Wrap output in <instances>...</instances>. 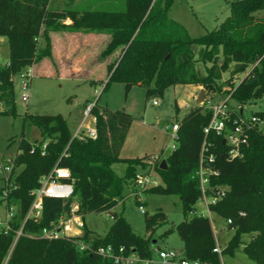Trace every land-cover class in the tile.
I'll use <instances>...</instances> for the list:
<instances>
[{"label": "trees", "instance_id": "16d2710c", "mask_svg": "<svg viewBox=\"0 0 264 264\" xmlns=\"http://www.w3.org/2000/svg\"><path fill=\"white\" fill-rule=\"evenodd\" d=\"M48 2L0 0V35L10 41L9 61L0 65V100L8 105V109L0 114L15 111L13 76L43 57L51 58L48 33L59 30L107 33L110 40L103 50L105 55L117 49L121 51L117 63L107 66L109 80L125 81L126 89L133 85L143 86L146 97H162L164 91L175 84H203L213 88L230 63L234 64V73H244L248 67L250 70L229 93L226 92L229 99L243 105L264 96V17L253 15L254 11L264 9V0H232L228 4L229 14L213 29L196 38L190 37L168 16V0H121L120 9L83 12L71 8L60 11L57 7H49ZM66 18L70 19L69 24L62 22ZM39 38L46 42L43 46L39 44ZM194 46H199L198 58H195ZM219 52L223 60L217 64L215 58ZM196 61L204 66L210 63L205 66V74L198 72ZM90 114L96 129L94 139L72 137L66 119L60 114L30 115L31 123L38 127L42 139L30 142L20 138L12 158L14 167L10 179L15 187L8 190L7 199L19 203L20 209L10 221V230L0 231V264H43L52 253L59 254V264H113L92 252L77 250L74 240L39 237L44 227L57 222L60 217H69L71 200L77 203V213L82 219L86 214L101 212H108L113 217L103 236L89 231L84 225L79 236L81 240L91 242L93 246H124L142 258L152 256L157 246H152L149 238L135 235L125 219L112 212L123 198L126 183L133 182L134 185L135 166H151L149 160H144L150 156H119L132 122L128 113L110 110L95 102ZM254 114L264 117V113ZM210 115L211 111L201 105L187 111L177 121V145L164 158L166 169L159 168V160L152 165L163 184L150 191L177 195L184 215L194 211L201 196L195 172L204 140L203 127ZM206 140L211 143L213 168L218 173L210 176V188L225 190L224 196L208 205V210L225 216L226 221L230 219L228 227L236 229L237 234L256 232L243 246V251L255 264H264V133L251 130L246 144L240 148L242 155L230 160L226 159L222 136L210 133ZM118 162L126 165L122 176L111 167ZM20 165L22 168L15 172ZM55 165L69 170L72 195L67 199L45 197L40 220H27L22 235L14 240L15 231L21 227L32 201L30 191ZM5 188L4 185L0 189V194ZM164 219L162 213L147 217L146 232ZM178 234L185 258L221 264L217 253L212 251L215 241L208 217L194 214L179 224ZM235 245L229 247L230 252Z\"/></svg>", "mask_w": 264, "mask_h": 264}, {"label": "rangeland", "instance_id": "374dc122", "mask_svg": "<svg viewBox=\"0 0 264 264\" xmlns=\"http://www.w3.org/2000/svg\"><path fill=\"white\" fill-rule=\"evenodd\" d=\"M63 1L65 3L61 6L60 0H54L53 6L60 11L71 8L80 12L88 9H120L122 7L121 0H74L71 4L68 0ZM231 1L168 0V16L180 24L190 37L196 38L213 29L229 14L228 4ZM253 15L264 17V9L254 11ZM68 20L70 19L63 21L68 22ZM95 33L99 35L89 38L87 44L79 45L80 48H75L71 54H77L82 59L77 72H69V69L66 70V67L61 65L58 67V61L54 64L52 60H55L53 52L55 54L56 47L52 46L51 58L43 57L40 61L32 63L31 65H35L34 71L28 68L31 65L20 71V73L27 71L29 74L27 77L13 76L15 111L13 114H0V164L14 157L20 138L30 142L42 139L38 127L31 123L30 115L60 114L66 119L69 132L73 136L84 118L85 104L92 106L96 102L98 106L126 112L131 116L132 122L126 132L119 156L141 158L149 155L150 157L144 160H149L152 163L151 166H135V170L136 173L145 175L151 180L154 179L156 184L147 183L142 188L133 185V182L126 183L123 198L112 212L121 215L135 235L147 237L151 242L155 240L158 248L166 249L175 255L181 254L183 247L178 234L179 224L190 219L194 214L204 215L210 220L215 245L219 246L217 257L221 264H255L244 253L243 246L251 241L256 232L237 234L236 229L228 227L225 216H219L206 208L202 198L197 200L193 212L184 215L177 195L150 191V188L163 184L157 171L152 168L153 162L163 160L177 145L175 137L165 131V126L180 120L187 111L196 106L195 100L201 89L205 91L204 100L209 98L211 101H218L228 97V93L248 73L250 67L244 73H234V64L230 63L221 72L220 79L213 88H207L203 84H175L168 87L162 97L157 95L146 97V88L143 86L133 85L126 89L125 81L109 80L106 62L115 65L121 51L119 50L120 52L118 51L119 53L115 55H113L115 51L105 55L106 51L104 53L103 50L110 36L107 33ZM54 40V38L50 39V43H54ZM38 42L40 45L46 43L40 38ZM9 44V38L0 35V65L9 61ZM193 49L196 55L199 46H194ZM195 58L198 56L196 55ZM215 60L217 64L222 62L221 52ZM42 62L49 68L38 69ZM209 65L210 63H207L205 66ZM205 66L200 61L195 63L200 74H205ZM48 69L54 74L49 75ZM24 82L27 83L25 89L22 88ZM24 94L27 96L26 101L21 99ZM153 101H156V104H153ZM228 103L231 106L235 105L231 99ZM7 106L0 100V111L7 110ZM201 106L204 107L203 103ZM242 106L246 117L254 113H264V96ZM93 122V116L89 115L82 124L91 127L94 125ZM111 167L116 174L122 176L126 165L118 162L113 163ZM21 168L22 165L18 166L15 172ZM6 177L8 172L0 169V189L5 185ZM74 202V200L70 201L68 215ZM139 206L142 207L143 212L139 210ZM5 211V204L0 195V221L5 219ZM157 213L165 216L164 221L146 232L145 219ZM82 221L86 229L103 236L112 224L113 218L108 212L89 213L84 215ZM235 240L238 241L235 243ZM233 244H236L235 248L230 252L229 247ZM59 259L58 253H52L43 264H59Z\"/></svg>", "mask_w": 264, "mask_h": 264}, {"label": "built area", "instance_id": "2783aa9c", "mask_svg": "<svg viewBox=\"0 0 264 264\" xmlns=\"http://www.w3.org/2000/svg\"><path fill=\"white\" fill-rule=\"evenodd\" d=\"M22 77H27L29 74L20 73ZM27 83H22V88L25 89ZM26 94L21 99L26 101ZM229 96L221 98L218 101H211L209 98L203 102L204 108L211 111L208 123L203 127L204 140L199 154V165L195 175L199 179L200 198L204 199L206 208L208 205L214 204L219 198L224 196L225 190L211 189L209 185V178L212 175H217V170L213 168L214 154L210 151L211 143L207 142L206 137L213 133L216 136H222V143L226 146L225 156L227 160L235 157H240V148L246 144L248 134L251 130H259L264 133V117L256 114H251L246 117L243 113V106L235 104L231 106L228 103ZM156 104V101L152 102ZM91 105H86L83 109L84 118L79 124V129L76 130L72 137H89L94 139L96 137V129L93 126H83V121L90 114ZM94 120V117H93ZM94 124V122H93ZM179 128L177 121L170 125L165 126V131L177 138L176 131ZM224 141V142H223ZM44 147V144L42 145ZM14 161L7 159L4 164H0V169L8 172V177L4 179L6 188L2 191L1 200L5 204L6 214L5 219L0 221V231L6 233L10 230V221L14 218L15 214L19 211V203H14L7 199L8 190L14 188L15 185L11 182L10 175L13 172ZM134 184L139 187H145L147 183L156 184L155 180L149 177L136 173L133 179ZM210 189V192L208 191ZM73 193L72 178L69 170L65 167L55 165L50 172L42 175L38 179V186L30 191L32 201L25 212L22 220L21 227L15 231V238L22 235V227L27 220L38 222L42 215L43 199L45 197L67 199ZM207 197L209 199H207ZM78 205L74 203L70 209V215L67 218L60 217L57 222H53L50 226L44 227L40 234V238L47 240H55L59 238H66L74 240L76 249L79 251H88L96 254L97 256L112 261L113 264H210L201 263L197 260H190L185 258L182 253L175 255L166 249L154 248L153 254L150 258H142L138 256L134 250L126 249L124 246L115 247L111 244H101L93 246L91 242H85L79 238L83 232V221L81 216L77 213ZM139 210L143 212L142 207ZM240 215H243L240 212ZM111 218H113L110 215ZM230 223V219L226 221ZM74 238V239H73ZM213 252L219 253V246L215 245L212 249Z\"/></svg>", "mask_w": 264, "mask_h": 264}, {"label": "crops", "instance_id": "0c3cea01", "mask_svg": "<svg viewBox=\"0 0 264 264\" xmlns=\"http://www.w3.org/2000/svg\"><path fill=\"white\" fill-rule=\"evenodd\" d=\"M53 1L54 0H49V2H48L49 7L55 8V6H53V4H54ZM60 2H61V6H63L65 3L63 0H60ZM64 20H67V18ZM62 22L65 24H69L70 20H68V22H65V21H62ZM93 33H95V32H87L86 33V32H83L81 30L80 31L59 30V31L49 32L48 33L49 38L51 40L53 38L55 39L54 43L51 44V47L52 46L56 47V49H54L55 54L53 52L55 60H52L54 62V64H55V61H58L59 62L58 67H60V65H61V66L66 67V70L69 69L70 70L69 72H77L82 59H80V56H78L77 54H74V55H71V54L75 48L79 47V45L84 44V43L87 44V40L89 38L95 37L96 35H99V34H96V33L93 34ZM100 34H104V33H100ZM41 40H43V39L41 38ZM109 40H110V37H109ZM109 40H108V42H109ZM43 42H44V40H43ZM107 43H106V45H107ZM43 45H41V46H43ZM51 50L53 51V49H51ZM119 50L120 49L115 50V53L113 55L119 53L120 52ZM64 59H65V61H64ZM49 61L52 62L51 60H49ZM108 65H109V63L106 62V66H108ZM34 67H35V65L33 64L28 68H31V70L34 71ZM45 67H46L45 64L42 62L41 65L38 66V69H41V68L45 69ZM46 68H49V67H46ZM48 70H49L48 71L49 75L54 74L53 72L50 71V69H48ZM86 105L87 104H85V106Z\"/></svg>", "mask_w": 264, "mask_h": 264}, {"label": "water", "instance_id": "95a60500", "mask_svg": "<svg viewBox=\"0 0 264 264\" xmlns=\"http://www.w3.org/2000/svg\"><path fill=\"white\" fill-rule=\"evenodd\" d=\"M204 95H205V91L203 89H201L199 91V94H198L196 100H195V104L196 105H201L203 103V101H204ZM159 168L162 169V170L166 169V163H165V160L164 159L160 161ZM156 243L157 242L155 240H153L151 242V245L154 246V245H156Z\"/></svg>", "mask_w": 264, "mask_h": 264}]
</instances>
